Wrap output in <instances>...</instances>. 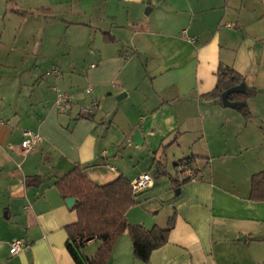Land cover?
I'll list each match as a JSON object with an SVG mask.
<instances>
[{
  "label": "crops",
  "instance_id": "1",
  "mask_svg": "<svg viewBox=\"0 0 264 264\" xmlns=\"http://www.w3.org/2000/svg\"><path fill=\"white\" fill-rule=\"evenodd\" d=\"M8 28L32 41L7 43ZM220 65L256 91L249 120L205 97ZM58 92L74 96L65 113ZM92 101L98 109L81 117ZM27 130L40 141L22 154ZM184 159L198 179L181 183ZM76 164L97 185L152 176L130 224L166 228L175 217L148 262L124 231L107 264H264V202L250 199L264 170V0H0V264H76L65 228L77 213L54 185ZM34 176L41 183L25 186ZM17 240L25 246L12 255Z\"/></svg>",
  "mask_w": 264,
  "mask_h": 264
},
{
  "label": "trees",
  "instance_id": "2",
  "mask_svg": "<svg viewBox=\"0 0 264 264\" xmlns=\"http://www.w3.org/2000/svg\"><path fill=\"white\" fill-rule=\"evenodd\" d=\"M106 39L111 40L105 33ZM244 83V78L232 68L219 66L218 80L215 88L205 97L208 100L221 101V94L230 87ZM256 93L255 90L246 87L244 93H232L229 100L242 102L238 111L245 120L251 118L247 100ZM81 117L91 116L81 114ZM179 162H190L184 159ZM162 166L155 172V177L164 175ZM191 181L186 178L181 183ZM25 186H38L41 179L38 176L27 177ZM63 200L75 198L72 209L77 213V221L66 226L68 240L66 247L76 264H107L112 254L116 240L127 231L132 245L133 258L141 262H148L150 253L164 246L168 241L170 230L174 227V215L168 220L166 228L153 226L146 229L142 225L130 224L126 219L127 211L136 205L131 181L123 175L105 185H97L84 173L83 168L76 164L69 172L55 182ZM250 199L256 202H264V170L255 173L251 177ZM87 239H96L100 246L92 257L83 255V247L80 243Z\"/></svg>",
  "mask_w": 264,
  "mask_h": 264
},
{
  "label": "built area",
  "instance_id": "3",
  "mask_svg": "<svg viewBox=\"0 0 264 264\" xmlns=\"http://www.w3.org/2000/svg\"><path fill=\"white\" fill-rule=\"evenodd\" d=\"M93 67V65H92ZM59 70L54 68L51 72L47 73L49 75L51 73L58 74ZM92 89L87 88V92H90ZM74 96L70 93L58 92L56 94L55 106L60 113H65L72 104ZM98 109V103L96 101H92L91 104L86 108H81V111L84 115H92L95 110ZM40 141V135L36 132L27 130L23 132V139L20 144V149L22 154H28L31 152L37 143ZM176 174L182 179L189 178L191 180H196L199 178L198 168L195 166L193 162H178L175 166ZM153 185V178L150 174L145 173L137 176L135 179L131 181V187L134 193H138L144 190H148ZM93 239H87L80 243L82 247L85 244L91 242ZM24 243L22 240H17L10 243V254L14 255L22 251L24 248Z\"/></svg>",
  "mask_w": 264,
  "mask_h": 264
},
{
  "label": "water",
  "instance_id": "4",
  "mask_svg": "<svg viewBox=\"0 0 264 264\" xmlns=\"http://www.w3.org/2000/svg\"><path fill=\"white\" fill-rule=\"evenodd\" d=\"M246 91V86L244 83H241L239 85L230 87L229 89H227L226 91H224L221 94V101L222 104L225 107H230V108H240L242 106V102L239 101H231L229 100V95L232 93H244ZM142 136L140 131H136L131 138V143L135 146H141L142 145ZM76 202L75 198H67L65 199V203L67 206L72 207ZM242 240H244V237H242Z\"/></svg>",
  "mask_w": 264,
  "mask_h": 264
},
{
  "label": "rangeland",
  "instance_id": "5",
  "mask_svg": "<svg viewBox=\"0 0 264 264\" xmlns=\"http://www.w3.org/2000/svg\"><path fill=\"white\" fill-rule=\"evenodd\" d=\"M8 29L11 31V33L8 34L9 36L6 35V42L7 43L8 42L12 43V41H14L16 39V37H17V40L19 41V43L24 42V41H28V42L32 41L31 37H32L33 34H31V31H24V29H22V30H20L19 34H15L14 31H12L11 28H8ZM150 189L146 190L147 191L146 193L151 192L152 190L150 191ZM154 189H153V192L155 191Z\"/></svg>",
  "mask_w": 264,
  "mask_h": 264
}]
</instances>
